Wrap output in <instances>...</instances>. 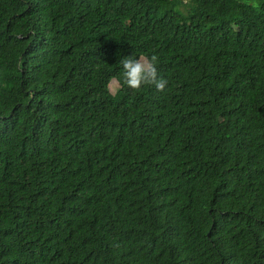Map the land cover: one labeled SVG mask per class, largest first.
I'll use <instances>...</instances> for the list:
<instances>
[{
    "label": "trees",
    "instance_id": "obj_1",
    "mask_svg": "<svg viewBox=\"0 0 264 264\" xmlns=\"http://www.w3.org/2000/svg\"><path fill=\"white\" fill-rule=\"evenodd\" d=\"M0 264H264V0H0Z\"/></svg>",
    "mask_w": 264,
    "mask_h": 264
},
{
    "label": "clouds",
    "instance_id": "obj_2",
    "mask_svg": "<svg viewBox=\"0 0 264 264\" xmlns=\"http://www.w3.org/2000/svg\"><path fill=\"white\" fill-rule=\"evenodd\" d=\"M123 85L131 89H139L151 85L156 90L165 88L167 81L158 75L153 59L144 56H122L119 60Z\"/></svg>",
    "mask_w": 264,
    "mask_h": 264
},
{
    "label": "rangeland",
    "instance_id": "obj_3",
    "mask_svg": "<svg viewBox=\"0 0 264 264\" xmlns=\"http://www.w3.org/2000/svg\"><path fill=\"white\" fill-rule=\"evenodd\" d=\"M184 3H188L189 0H182ZM194 4V3H192ZM117 89V83L115 81H111L109 84V90L110 92L113 94L115 92V90Z\"/></svg>",
    "mask_w": 264,
    "mask_h": 264
}]
</instances>
